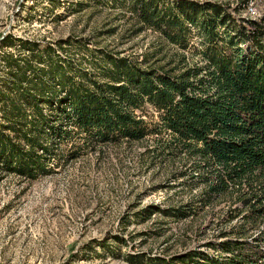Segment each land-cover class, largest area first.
I'll list each match as a JSON object with an SVG mask.
<instances>
[{
  "label": "trees",
  "instance_id": "obj_1",
  "mask_svg": "<svg viewBox=\"0 0 264 264\" xmlns=\"http://www.w3.org/2000/svg\"><path fill=\"white\" fill-rule=\"evenodd\" d=\"M106 1L124 10L100 38L151 33L140 53L74 38L0 41V172L35 182L63 162L146 144L142 156L167 163L188 196L137 222L209 215L216 235L179 253L115 254L101 242L103 253L87 245L70 264L107 253L127 264H264V11L251 17L250 0H85L77 11Z\"/></svg>",
  "mask_w": 264,
  "mask_h": 264
},
{
  "label": "rangeland",
  "instance_id": "obj_2",
  "mask_svg": "<svg viewBox=\"0 0 264 264\" xmlns=\"http://www.w3.org/2000/svg\"><path fill=\"white\" fill-rule=\"evenodd\" d=\"M56 1L57 9L50 0H0V41L9 34L51 43L74 38L90 48L112 49L119 44L121 51L131 48L129 54L140 53L155 39L151 33L127 44L126 35L123 39L121 35L100 38L99 33L120 28L117 18L123 16L124 9H114L106 1L104 6L93 8L91 4L77 11V2L85 0ZM248 8L250 16L257 19L264 11V0H250ZM56 15L63 17L54 20ZM145 147L104 148L100 155L63 162V169L35 182L0 172V264H70L72 254L87 245L103 253L101 242L115 254L117 247L121 254L179 253L212 239L217 233L212 224L216 219L209 215L195 222H177L156 213L137 222L136 213L152 206L168 208L188 196L170 176L167 163L150 165L142 156ZM128 214L136 221L125 228L122 224ZM117 234L124 236L126 245L115 242ZM74 264L127 263L107 253L106 260L94 257Z\"/></svg>",
  "mask_w": 264,
  "mask_h": 264
}]
</instances>
